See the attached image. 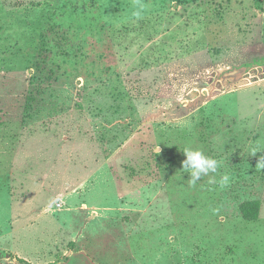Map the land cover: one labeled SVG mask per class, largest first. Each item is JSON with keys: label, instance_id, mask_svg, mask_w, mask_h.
<instances>
[{"label": "rangeland", "instance_id": "obj_1", "mask_svg": "<svg viewBox=\"0 0 264 264\" xmlns=\"http://www.w3.org/2000/svg\"><path fill=\"white\" fill-rule=\"evenodd\" d=\"M261 157L264 0H0V264H264Z\"/></svg>", "mask_w": 264, "mask_h": 264}, {"label": "clouds", "instance_id": "obj_2", "mask_svg": "<svg viewBox=\"0 0 264 264\" xmlns=\"http://www.w3.org/2000/svg\"><path fill=\"white\" fill-rule=\"evenodd\" d=\"M252 155L257 153V149L251 150ZM186 159L182 162L183 168L190 174V183H195L201 179V174L204 176L209 173H216L220 167V162L212 157H209L199 149H193L187 147L183 150ZM258 167L264 168V157H261L257 163ZM229 181V177L224 175L220 181L221 185H226Z\"/></svg>", "mask_w": 264, "mask_h": 264}, {"label": "trees", "instance_id": "obj_3", "mask_svg": "<svg viewBox=\"0 0 264 264\" xmlns=\"http://www.w3.org/2000/svg\"><path fill=\"white\" fill-rule=\"evenodd\" d=\"M258 204V202H251V203H246V204H244L243 205V208H244V211H245V213H247V210H246V206H249L250 204ZM247 215V214H246Z\"/></svg>", "mask_w": 264, "mask_h": 264}]
</instances>
